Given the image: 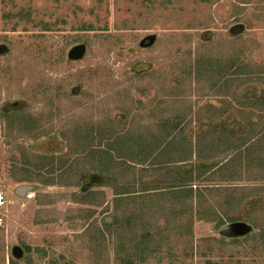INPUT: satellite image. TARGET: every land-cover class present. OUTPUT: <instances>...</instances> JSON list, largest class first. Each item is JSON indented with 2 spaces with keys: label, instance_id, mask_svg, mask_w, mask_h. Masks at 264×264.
Wrapping results in <instances>:
<instances>
[{
  "label": "rangeland",
  "instance_id": "rangeland-1",
  "mask_svg": "<svg viewBox=\"0 0 264 264\" xmlns=\"http://www.w3.org/2000/svg\"><path fill=\"white\" fill-rule=\"evenodd\" d=\"M258 97L264 0H0V264H264V205L249 220L257 205L223 203L235 186L263 195L247 159L195 180L201 213L243 215L220 225L182 191L116 196L137 177L94 146Z\"/></svg>",
  "mask_w": 264,
  "mask_h": 264
},
{
  "label": "crops",
  "instance_id": "crops-1",
  "mask_svg": "<svg viewBox=\"0 0 264 264\" xmlns=\"http://www.w3.org/2000/svg\"><path fill=\"white\" fill-rule=\"evenodd\" d=\"M206 106L204 118H191L176 110L173 115L156 120L153 131L141 132L138 136L123 131L125 136L116 147H120L121 153L128 157L127 166L122 165V168L132 177H137L139 187L136 191L175 192L181 189L178 186L182 184L180 182L195 186V180L206 174L209 175L208 180L210 174L221 170H216L219 166L223 169L229 165L234 171L237 169L235 161L243 160L237 144L241 151L242 114L246 108L231 98L209 102ZM253 110L257 113V108ZM201 133L206 136L198 145L195 138ZM216 161L222 162L214 168L207 167ZM225 180H233V177Z\"/></svg>",
  "mask_w": 264,
  "mask_h": 264
},
{
  "label": "trees",
  "instance_id": "trees-1",
  "mask_svg": "<svg viewBox=\"0 0 264 264\" xmlns=\"http://www.w3.org/2000/svg\"><path fill=\"white\" fill-rule=\"evenodd\" d=\"M18 10L21 11L22 8H20ZM18 15H21V14H18ZM20 17H21V19H23L22 16H20ZM234 65L235 64H233V63L228 64V68L231 69V67L232 66L234 67ZM234 69L236 71V67ZM235 71L232 74L237 75L238 70H237V72H235ZM220 77H222V75H220ZM258 98H259L258 102L263 104L262 102H264V97H258ZM257 104H259V103H257ZM12 107L13 108L11 109V111L2 113V117H3L4 121H7L6 120L7 117L10 114H12L14 111L15 112H21L23 110V107L19 108L15 104H13ZM243 113H245V114L251 113V117L250 118L246 117L248 119V121H247V123L244 124V127L242 126V140H241V147L242 148L240 151L239 144H237V150H238L239 154L243 155V159H247L248 167L251 165L253 167L258 168L259 177H256V179L264 180V109L258 108L257 113H254V111L252 113L249 110L244 109ZM251 118H254V119H251ZM18 121H22V120L20 119ZM26 121H28V123H32L30 119H26ZM5 123L8 124V121ZM20 124H21V122H20ZM122 133L123 132H120V131L119 132L112 131V132H110V135L104 137V139L101 135H98L99 140H98V142H96L97 145H94V146H96V148H95L96 150L97 149L103 150L110 156V163H116V165H118V166L126 165L128 162L127 161L128 160L127 155H124L123 153H121L122 151L120 150V147H116L119 143H121V139H123V137L125 136V133L123 135H122ZM205 136H206L205 134L201 133L200 135H198L199 138L198 137L195 138L198 145L200 144L201 141L203 142V137H205ZM102 142H105V143L101 144ZM212 146L214 147L215 144H212ZM218 162L221 163L222 161H218ZM218 162L216 161L215 163L214 162L210 163V165H208L207 167L214 168V166L216 164H219ZM201 166H203V165H201ZM116 176H117V174H116ZM134 180L137 181V179H132L130 181H127V183H123V185H121V187L118 188L120 190H115V195L116 196L128 195V194H132L133 192H138L139 194L141 192L143 194H146V192H147L146 189H142L140 191H132L133 187L132 188L126 187L127 185L128 186L131 185L132 182H134ZM185 182L186 181L180 182L182 184H180L178 186L181 189H179L177 191H180V192L182 191L183 193H186L188 196L189 195H190V197L193 196V197H195L196 200H198V201H196L197 207L193 211V214H194L193 216H195L198 220L205 219V218H207L206 220H209V218H211L210 220H212V221L217 220L218 223L220 225H222L225 221H231V222L240 221L241 218L243 217L242 214L238 215L237 213L232 212L233 209L229 210V211L221 210V214H219L218 212L213 210V206H211V205H209L210 210H209V213L207 215H205V213H201L198 209V206L200 204L199 199H201V197H202V194L199 192L200 187L198 188L197 185L193 186L192 183L184 184ZM245 186L242 185L241 187H237V186H235L233 188L231 187V189L228 191L229 195H227V200L224 201L223 203L228 206V205L232 204L233 200H236V201L240 202L239 205L245 204V202H246V204H248L250 206L257 205L256 208L250 209V212H246V217L249 219V217H248V214H249L250 215L249 220H251L253 218V214L255 213V211H257L258 209H260L264 205V192H263V195H260L258 193H253V191L250 192L252 189H246ZM258 189H264V184L262 187H260ZM247 190H249V192H246ZM254 191H256V190H254ZM236 192H241V194L237 195V197H235L234 195ZM151 193H154V191ZM155 193H157V192H155ZM174 193H176V191ZM147 194H149V193H147ZM237 204H238V202H237ZM239 205H237V207H239ZM243 214H244V211H243ZM205 216H207V217H205ZM252 222L254 225L257 226V223H255V221H252ZM245 238H250V236L248 235ZM233 240L235 242L238 241L237 238L233 239Z\"/></svg>",
  "mask_w": 264,
  "mask_h": 264
},
{
  "label": "water",
  "instance_id": "water-1",
  "mask_svg": "<svg viewBox=\"0 0 264 264\" xmlns=\"http://www.w3.org/2000/svg\"><path fill=\"white\" fill-rule=\"evenodd\" d=\"M75 48H77V47H74V48L72 49V51L68 53V57H71V56H72V53H73V51L75 50ZM29 188H30L29 185H21V186L17 187L16 191H17V193L20 194V193H23L25 190H27V189H29ZM240 222H241V221H240ZM234 223H237V222H233V224H234ZM238 223H239V222H238ZM239 224H243V222H242V223H239ZM244 226L246 227V229L249 230V227H248L247 225L244 224ZM232 230H233V227H232V228L229 227V228H227L226 230L223 231V234L231 233Z\"/></svg>",
  "mask_w": 264,
  "mask_h": 264
},
{
  "label": "built area",
  "instance_id": "built-area-1",
  "mask_svg": "<svg viewBox=\"0 0 264 264\" xmlns=\"http://www.w3.org/2000/svg\"><path fill=\"white\" fill-rule=\"evenodd\" d=\"M2 203V195L0 194V204Z\"/></svg>",
  "mask_w": 264,
  "mask_h": 264
}]
</instances>
